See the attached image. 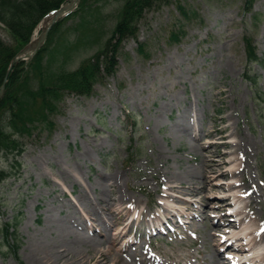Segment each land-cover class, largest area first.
I'll use <instances>...</instances> for the list:
<instances>
[{"label":"rangeland","instance_id":"1","mask_svg":"<svg viewBox=\"0 0 264 264\" xmlns=\"http://www.w3.org/2000/svg\"><path fill=\"white\" fill-rule=\"evenodd\" d=\"M177 1L146 12L139 22L138 39L126 41L121 48L115 75L99 81L89 96L65 95L52 117L54 127L41 124L24 138L25 151L17 158L20 168L12 156L0 152V171L10 172L0 184V264H49L47 254L59 256L58 251L68 253L67 261L62 258L67 264L88 259V243L103 239L97 232L107 228L115 232L129 217L112 224L101 206L92 211L96 199L106 197L104 190L116 191L115 174H120L122 188L128 187L130 194L141 199L142 210H152L151 219L154 211L160 212L165 174L182 176L183 185H189L188 179L199 185L197 177L218 149L243 150L248 164L242 176H216L212 184L224 181L228 188L243 177L248 188L259 187L264 203V66L248 63L244 39H253L259 56L264 57V0H255L250 12L245 0ZM88 4L80 13L86 15L85 21L73 16L61 26L50 72L74 70L101 49L123 0H90ZM47 25L44 20L32 39ZM0 35L11 42L2 25ZM80 37L85 38L66 51L64 44H74ZM213 122L217 132L205 136ZM231 133L232 137L224 138ZM242 136L250 140L248 152L231 147L230 141ZM237 152L225 156L229 162L223 171L235 170L237 163L230 161L239 157ZM187 172L195 175L186 179ZM239 191L232 189L230 201H236L232 197ZM204 194L183 195L195 200ZM262 206L257 203L253 210L264 218ZM193 207L200 213L202 204ZM15 216L19 217V261L8 254L2 230ZM213 222L196 220L197 241L153 238L155 249L150 248L149 254L167 263L180 254L178 262L206 264L213 252L208 239ZM189 232L192 236L193 231ZM127 242L121 238L115 249Z\"/></svg>","mask_w":264,"mask_h":264},{"label":"trees","instance_id":"2","mask_svg":"<svg viewBox=\"0 0 264 264\" xmlns=\"http://www.w3.org/2000/svg\"><path fill=\"white\" fill-rule=\"evenodd\" d=\"M67 0H0V22L10 33L11 42L0 36V87L14 56L30 41L39 22L51 10L59 8ZM89 0H82L78 11L87 7ZM172 0H124L120 17L102 50L84 60L73 71L49 72V65L56 49L57 34L64 22H57L49 31L45 45L29 63L20 60L11 70L6 84L5 94L0 98V152L16 158L24 151L23 138L32 135L35 129L45 124L52 128L51 117L59 110V103L67 93L90 94L97 81L115 73L117 55L122 43L136 38L139 21L148 10ZM254 0H246L250 10ZM184 12L183 6H179ZM74 14V15H75ZM80 22L86 20L80 14ZM177 38L178 35L174 34ZM85 37L78 38V42ZM249 61H260L252 41L245 37ZM61 69V68H60ZM62 70V69H61ZM38 77V78H37ZM18 163V161H17ZM8 174L0 171V183ZM19 218L16 216L3 226L7 240L8 253L18 257L20 235L17 230ZM11 238V240L9 239Z\"/></svg>","mask_w":264,"mask_h":264},{"label":"bare ground","instance_id":"3","mask_svg":"<svg viewBox=\"0 0 264 264\" xmlns=\"http://www.w3.org/2000/svg\"><path fill=\"white\" fill-rule=\"evenodd\" d=\"M51 16L48 18L50 20ZM215 121V119H213ZM217 132L216 124L213 122L208 125L207 135H213ZM232 137V135H229ZM231 147L244 149V151L248 152V148L250 146V140L247 139L245 136H242L236 140L230 142ZM210 146V145H209ZM240 150L239 153L237 150L231 151H221L218 149L216 153L212 154L211 159L207 165L204 164L203 174L197 177L201 179L199 185H195L196 181L194 179H188L189 185H183L184 178L180 175H176L175 173L167 172L165 175L167 179H165V186L160 190V194L162 196V202H158L160 205L161 210L164 212V218H167L171 213V207H176L178 212H187L190 215L192 209H194L193 205L200 203L202 204V208L204 209L203 212L206 214V218L209 219L210 211L214 210V214L217 216V221L212 224V227L208 233V239L212 242L210 246L213 248L212 258H210L209 264H225V261L231 260V258H238L240 264H255L264 259V225L259 222L261 217H256L250 213L249 209L253 206L254 202L257 201L256 194L257 191H252L249 193L247 190L244 192H248L249 198H246L248 201L246 204L239 208L237 215H242V218L239 222L233 221L232 213H227L228 207L232 206V203L229 198H231V191L235 189V187L242 186V182H235L230 183L227 186L224 185V181L212 182L215 181L216 176H225L227 171H223L222 167L227 162L225 160V156L227 154H234L237 152L239 157L232 158L230 164L237 163V167L235 170L230 174L232 176H236L238 173L242 172L243 168L248 163L246 162V158L242 157L245 154ZM241 161H238L240 160ZM245 163V165H244ZM195 174L191 172L186 173V179L188 177H193ZM113 185L116 187V191L112 192L109 190H104L103 192L106 194V197H99L96 199V204H92V211L96 212L97 207L101 206L106 212L109 214V219L112 224H114L117 220H123L128 215H132L133 218L132 222L128 223H119L120 225L117 227L115 232L112 231L111 228H107L104 230L103 233L97 234L103 239L98 240H91L88 243V249L86 250L89 254V258L80 259L79 263L77 264H153L156 262L155 257L149 254L146 246L142 245L140 251H138V247L136 250H132L133 246H128L127 251L126 249L121 251V249H115L117 243L120 241L121 238L129 237L128 232L131 230L132 226H134V221H139L143 225L148 224V216L150 215V211L152 210H142L140 208L141 199L136 197L128 192V187L126 189L122 188L121 186V176L120 174H115L112 177ZM192 181V182H189ZM176 182V183H175ZM218 192V191H229V193L225 195L221 194H209L210 192ZM185 192L191 195L201 194L204 192L203 196H199L195 200L189 198L188 195H183ZM247 194L241 193L237 197L239 199L244 198ZM218 198V199H216ZM217 200V201H215ZM203 201L205 203H203ZM167 203V205H165ZM154 220H160V215L154 213L152 215ZM130 218V217H129ZM189 219V216H187ZM127 221V219H126ZM189 222L188 220H185ZM247 222V231L244 235L240 236L235 231H229V229H224V227L229 226L230 228H238L242 224ZM227 235H231L235 237V241L239 242V246L237 248V253H228L223 256V252L221 249L217 250L218 246H225L223 243L225 237ZM231 238V237H228ZM77 239V236H76ZM143 244V243H142ZM262 246V251L257 254V258H250V259H243L240 258V254L247 253L249 251L258 249ZM223 248V247H221ZM231 248V246L227 245L225 249ZM126 252V253H125ZM182 250H179L178 253H181ZM58 255L56 254H47V261L49 264H67L68 253L65 251H58ZM61 256V261H60ZM66 257V261H63L62 258ZM174 257L177 260L172 261L171 264L178 262L181 259L180 254H175ZM186 257H191L189 254ZM179 263V262H178ZM180 264H182L180 262ZM185 264H190L189 260ZM193 264V261H192Z\"/></svg>","mask_w":264,"mask_h":264},{"label":"water","instance_id":"4","mask_svg":"<svg viewBox=\"0 0 264 264\" xmlns=\"http://www.w3.org/2000/svg\"><path fill=\"white\" fill-rule=\"evenodd\" d=\"M79 1L80 0H71V2L69 4H66L65 6L61 7L60 10L55 12V16H54L52 22L56 21L59 17L63 16L65 13H67V11H70L75 5H77V3ZM47 31H48V28L41 35L39 40H37L36 42H32V43L28 44L23 50H21V52H19V54L15 57L14 62L17 61L18 58H21V57H30L44 42L46 35H47ZM4 86H5V84L1 87L0 96L4 92Z\"/></svg>","mask_w":264,"mask_h":264}]
</instances>
